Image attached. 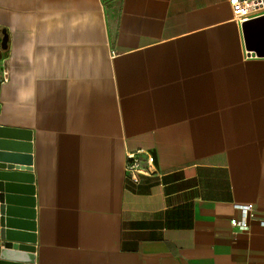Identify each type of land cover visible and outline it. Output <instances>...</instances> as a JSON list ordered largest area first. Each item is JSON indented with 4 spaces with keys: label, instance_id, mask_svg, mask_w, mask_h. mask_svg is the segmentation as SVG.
Masks as SVG:
<instances>
[{
    "label": "crops",
    "instance_id": "0c3cea01",
    "mask_svg": "<svg viewBox=\"0 0 264 264\" xmlns=\"http://www.w3.org/2000/svg\"><path fill=\"white\" fill-rule=\"evenodd\" d=\"M241 25L228 0H0L34 264H264V43ZM139 150L156 172L136 185Z\"/></svg>",
    "mask_w": 264,
    "mask_h": 264
},
{
    "label": "water",
    "instance_id": "95a60500",
    "mask_svg": "<svg viewBox=\"0 0 264 264\" xmlns=\"http://www.w3.org/2000/svg\"><path fill=\"white\" fill-rule=\"evenodd\" d=\"M241 27L248 47L261 40L264 43V16L246 21ZM5 45L3 38L1 47ZM30 140L29 133L0 126V264L35 263Z\"/></svg>",
    "mask_w": 264,
    "mask_h": 264
},
{
    "label": "built area",
    "instance_id": "2783aa9c",
    "mask_svg": "<svg viewBox=\"0 0 264 264\" xmlns=\"http://www.w3.org/2000/svg\"><path fill=\"white\" fill-rule=\"evenodd\" d=\"M233 17L239 24L264 16V0H228ZM140 154H144V164L140 161ZM124 174L132 183L139 185L141 176H148L156 172L153 166V158L143 151L125 153ZM240 211V218H231L229 223L233 227L245 229L247 227L246 217L253 216V210L249 204L236 205ZM264 226V220L259 221Z\"/></svg>",
    "mask_w": 264,
    "mask_h": 264
}]
</instances>
